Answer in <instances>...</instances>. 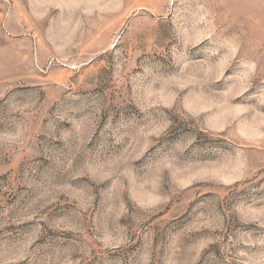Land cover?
I'll use <instances>...</instances> for the list:
<instances>
[{
    "label": "rangeland",
    "instance_id": "obj_1",
    "mask_svg": "<svg viewBox=\"0 0 264 264\" xmlns=\"http://www.w3.org/2000/svg\"><path fill=\"white\" fill-rule=\"evenodd\" d=\"M0 264H264V0H0Z\"/></svg>",
    "mask_w": 264,
    "mask_h": 264
}]
</instances>
